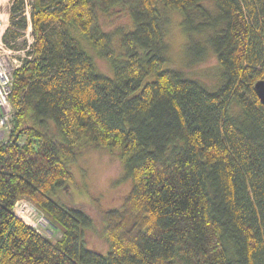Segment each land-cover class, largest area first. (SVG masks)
I'll list each match as a JSON object with an SVG mask.
<instances>
[{"label": "trees", "instance_id": "trees-1", "mask_svg": "<svg viewBox=\"0 0 264 264\" xmlns=\"http://www.w3.org/2000/svg\"><path fill=\"white\" fill-rule=\"evenodd\" d=\"M3 43L32 26L13 72L0 144V264H264V0H9ZM126 11L120 52L98 13ZM223 69L209 91L163 69L166 12ZM204 40L193 39L195 34ZM114 78L99 74L94 56ZM154 76L151 81L145 82ZM118 157L132 188L102 215L107 248H88L89 212L62 202L85 148ZM26 198L60 229L53 242L14 214Z\"/></svg>", "mask_w": 264, "mask_h": 264}, {"label": "rangeland", "instance_id": "rangeland-1", "mask_svg": "<svg viewBox=\"0 0 264 264\" xmlns=\"http://www.w3.org/2000/svg\"><path fill=\"white\" fill-rule=\"evenodd\" d=\"M7 4L6 0H0ZM7 7V5H6ZM5 8L2 7V10ZM168 19L165 27L166 61L163 69L182 72L187 78L197 80L209 91H216L222 82L223 69L217 62L214 51L211 47L205 46L202 53H199L197 42L190 43L189 37L184 32L181 22L182 17L177 12H166ZM99 24L103 32L110 35L112 46L116 52H120L121 33L131 29L132 22L126 11L115 8L108 13H98ZM29 28L24 36L16 42L15 46L21 48L25 44H32V26L30 14L28 17ZM3 29H7L6 23L0 18ZM5 30L0 29L1 42ZM201 34H195L193 39L202 40ZM204 40V39H203ZM6 49L0 47L3 53ZM88 51L94 56L97 72L105 77L114 78V71L111 64L100 58L90 48ZM26 54V53H25ZM23 53H17L16 58H24ZM26 57V55H25ZM154 76L149 77L145 82L151 81ZM115 151L104 148H85L77 154L71 164L74 182L69 185L68 192H60L58 198L67 204L80 206L87 210L93 219V227L87 232L86 241L88 248L104 250L107 248L105 239L102 237V215L104 212L121 209L126 196L132 188V181L127 176L125 169ZM41 220L38 215L36 221ZM48 220V219H47ZM41 231L47 233L49 239L56 242L60 239V229L54 224L47 223Z\"/></svg>", "mask_w": 264, "mask_h": 264}, {"label": "built area", "instance_id": "built-area-1", "mask_svg": "<svg viewBox=\"0 0 264 264\" xmlns=\"http://www.w3.org/2000/svg\"><path fill=\"white\" fill-rule=\"evenodd\" d=\"M0 27H2L1 21ZM30 46L31 44L28 45L26 50L14 51L1 42L0 35V47L6 49L3 53L0 51V144L9 140L13 128L14 110L10 101L13 90V72L23 64V60L27 57L25 53L30 49ZM17 53H23L24 58H16ZM14 214L38 234L48 237L47 233L44 234L41 231V228L46 227L49 221L30 200L26 198L19 199L14 206ZM38 215L41 220L36 221Z\"/></svg>", "mask_w": 264, "mask_h": 264}, {"label": "water", "instance_id": "water-1", "mask_svg": "<svg viewBox=\"0 0 264 264\" xmlns=\"http://www.w3.org/2000/svg\"><path fill=\"white\" fill-rule=\"evenodd\" d=\"M254 90L261 103L264 105V79L255 82Z\"/></svg>", "mask_w": 264, "mask_h": 264}, {"label": "crops", "instance_id": "crops-1", "mask_svg": "<svg viewBox=\"0 0 264 264\" xmlns=\"http://www.w3.org/2000/svg\"><path fill=\"white\" fill-rule=\"evenodd\" d=\"M7 4H4V2H0V18H3L4 21H6V23L9 22V7H10V3L9 0H6ZM7 5V7H6ZM5 8L2 10V7Z\"/></svg>", "mask_w": 264, "mask_h": 264}]
</instances>
